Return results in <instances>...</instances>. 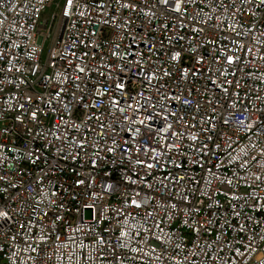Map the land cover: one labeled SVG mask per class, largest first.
Returning a JSON list of instances; mask_svg holds the SVG:
<instances>
[{"label":"built area","instance_id":"2783aa9c","mask_svg":"<svg viewBox=\"0 0 264 264\" xmlns=\"http://www.w3.org/2000/svg\"><path fill=\"white\" fill-rule=\"evenodd\" d=\"M0 264H264V0H0Z\"/></svg>","mask_w":264,"mask_h":264},{"label":"bare ground","instance_id":"6f19581e","mask_svg":"<svg viewBox=\"0 0 264 264\" xmlns=\"http://www.w3.org/2000/svg\"><path fill=\"white\" fill-rule=\"evenodd\" d=\"M166 118H158L155 121V129H162L165 126Z\"/></svg>","mask_w":264,"mask_h":264},{"label":"rangeland","instance_id":"374dc122","mask_svg":"<svg viewBox=\"0 0 264 264\" xmlns=\"http://www.w3.org/2000/svg\"><path fill=\"white\" fill-rule=\"evenodd\" d=\"M88 217H89V215H88Z\"/></svg>","mask_w":264,"mask_h":264}]
</instances>
